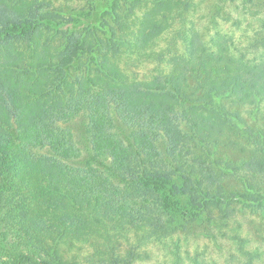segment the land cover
<instances>
[{"label":"trees","instance_id":"obj_1","mask_svg":"<svg viewBox=\"0 0 264 264\" xmlns=\"http://www.w3.org/2000/svg\"><path fill=\"white\" fill-rule=\"evenodd\" d=\"M0 16L7 18L6 40L54 27L51 13L31 14V20L4 11ZM157 26L144 20L134 36L137 48L160 39L154 36ZM69 31L62 29L66 47L50 66L55 79L40 67L21 69L17 60L5 57L0 64V264H90L69 260L66 249L112 221L139 229L162 222L161 215L152 216L156 211L187 214L178 208V196H190L195 216L213 207L264 210L263 129L253 140L244 128L255 149L239 165L207 153L195 156L194 150L205 137L232 142L240 131V116L220 106L224 98L238 105L264 103L262 56L248 60L247 52L224 48L208 60L191 43L178 58L184 63L164 76L138 81L105 64L77 78L71 91L67 75L80 64L85 40ZM198 37L194 32L191 38ZM78 119L82 150L62 127ZM37 148L52 154L37 156ZM176 177L181 187L172 184ZM229 178L239 179L242 191L225 190Z\"/></svg>","mask_w":264,"mask_h":264},{"label":"rangeland","instance_id":"obj_2","mask_svg":"<svg viewBox=\"0 0 264 264\" xmlns=\"http://www.w3.org/2000/svg\"><path fill=\"white\" fill-rule=\"evenodd\" d=\"M163 3V0H0V11L8 17L17 13L31 20V14L51 13L49 23L54 25L39 26L30 36L29 31H24L20 37L6 40L2 21L7 18L0 16V64L17 60L19 68L40 67L44 76L51 74V80L55 79L57 73L50 71V66L60 61L59 55L66 47L67 36L62 29L85 40L80 64L67 75L66 84L71 91H76L77 78L83 80L105 64L120 68L138 81L164 76L172 66L184 63L178 58L184 57L191 43L204 51L208 60H213L210 57L224 48L247 52L248 60L257 56H262L259 61L264 60V0ZM147 18L158 23L154 36L160 39L150 48L140 50L134 36ZM194 32L199 34L198 40H192ZM22 78L25 80V74ZM194 85L190 81L189 86ZM190 87L185 95L191 94ZM220 106L226 113L240 116V131L236 137L229 134L235 143L229 139L216 143L205 137L202 141L206 143L194 146L195 156L207 153L213 160L239 165L249 160L255 149L244 128L253 132V140L264 130V103L238 105L224 98ZM81 124L78 119L62 127L71 130L82 150L78 137ZM33 153L52 154L40 148ZM172 184L181 187L183 180L173 178ZM224 188L228 192L242 191L237 178H229ZM158 195L165 198L163 193ZM176 200L178 208L187 214L170 209L156 211L152 216L161 215L162 222L143 229L112 221L98 232L82 237L71 250L66 249L65 255L69 260L90 264H264V210L213 207L195 216L190 211L193 207L190 196H178Z\"/></svg>","mask_w":264,"mask_h":264}]
</instances>
